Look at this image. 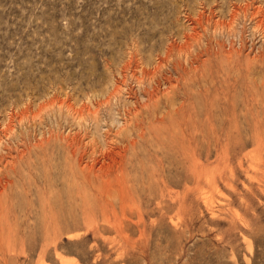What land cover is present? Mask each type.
<instances>
[{
  "label": "rangeland",
  "instance_id": "374dc122",
  "mask_svg": "<svg viewBox=\"0 0 264 264\" xmlns=\"http://www.w3.org/2000/svg\"><path fill=\"white\" fill-rule=\"evenodd\" d=\"M263 4L0 0V156H15H7L13 170L2 171L0 164V177L11 179L5 216L12 229L0 239V264H264V163L253 164L247 155L258 152L264 162V143L250 142L249 134L251 116H263L264 38L252 23L260 15H254L255 8L264 10ZM154 67L160 69L153 72ZM152 91H158L155 110L154 104L144 108ZM156 110L168 112L161 130L170 131L172 125L178 136H194L197 158L206 174H214L216 188L203 174L193 179L177 149L152 141L160 123H153L149 113ZM141 120L144 136L139 140L132 126ZM226 136L239 141L229 153L237 156L229 163L231 177L227 168L221 175L223 159L213 142ZM124 144L129 205L122 208L117 199L108 198L104 217L96 205L86 212L83 197H96L107 165L110 170ZM238 159L242 168L236 166ZM159 165L165 166L169 185L162 203L157 199L160 188L149 175Z\"/></svg>",
  "mask_w": 264,
  "mask_h": 264
},
{
  "label": "bare ground",
  "instance_id": "6f19581e",
  "mask_svg": "<svg viewBox=\"0 0 264 264\" xmlns=\"http://www.w3.org/2000/svg\"><path fill=\"white\" fill-rule=\"evenodd\" d=\"M263 2V1H262ZM258 3V2H257ZM253 4V3H252ZM255 4V3H254ZM260 5V4H259ZM264 5V4H263ZM261 6V5H260ZM258 9H259V6H258V8L256 9L255 8V10H257V11H255L256 13H254V15H258L259 13H260V15H259V17L257 18L256 17V21H252V23L254 24L255 22V24H256V27H255V24H254V26H253V30H254V28H257L258 30L260 29L261 31H262V36H263V38H264V10H261V12H260V10L258 11ZM250 11V10H249ZM254 12V11H253ZM259 12V13H258ZM214 13V12H213ZM258 13V14H257ZM252 14V13H251ZM213 15V14H212ZM237 15V14H236ZM253 16V15H252ZM251 15H250V17H252ZM212 17V16H211ZM234 17V16H233ZM249 17V16H248ZM186 18V17H185ZM200 18V17H199ZM189 19V18H188ZM191 20V19H190ZM205 20V19H204ZM207 20V19H206ZM232 20H234V19H232ZM255 20V19H254ZM251 21V20H250ZM203 22V21H202ZM195 23V22H194ZM209 23V22H208ZM221 23V22H220ZM251 23V24H252ZM198 24V23H197ZM219 24V23H218ZM231 24H233L232 22H231ZM230 25V24H229ZM185 26V25H184ZM197 26H199V24L197 25ZM212 27H214V24H213V26ZM207 28V27H206ZM206 28H204V29H206ZM229 28H231V27H229ZM203 29V30H204ZM216 30V29H215ZM252 30V31H253ZM221 31V30H220ZM257 31V30H256ZM211 32V31H210ZM215 32V31H214ZM206 33V32H205ZM212 33V32H211ZM216 33V32H215ZM253 33V32H252ZM251 33V34H252ZM257 33V32H256ZM255 34V33H254ZM261 34V33H260ZM185 35V34H184ZM200 35H202V34H200ZM199 35V36H200ZM207 35V34H206ZM213 35V34H212ZM221 35V34H220ZM256 35V34H255ZM215 36V35H214ZM252 36H253V34H252ZM258 36H260L259 34H258ZM151 38V37H150ZM187 38V37H186ZM216 38H217V36H216ZM215 38V39H216ZM263 38H261V39H263ZM214 39V38H213ZM219 39H220V37H219ZM259 39H260V37H259ZM199 40V39H198ZM240 40H241V38H240ZM196 41V40H195ZM255 41V40H254ZM190 42H191V40H190ZM193 42V41H192ZM199 42V41H198ZM185 43V42H184ZM189 43V42H188ZM195 43V42H194ZM137 44V43H136ZM172 44H174L173 42H172ZM192 44V43H191ZM206 44V43H205ZM245 44V43H244ZM259 44V43H258ZM135 45V44H134ZM195 45V44H194ZM197 45V44H196ZM260 45V44H259ZM189 46H191V45H189ZM202 46V45H201ZM254 46V45H253ZM232 47H233V45H232ZM180 48V47H179ZM217 48V47H216ZM230 48V47H229ZM257 48V47H256ZM135 49V48H134ZM144 49V48H143ZM155 49V48H154ZM170 49V48H169ZM192 49V48H191ZM190 49V50H191ZM194 49V48H193ZM196 49V48H195ZM204 49H205V47H204ZM203 49V50H204ZM221 49V48H220ZM258 49V48H257ZM157 50V49H156ZM178 50V49H177ZM180 50V49H179ZM240 50V49H239ZM170 51V50H169ZM183 51V50H182ZM208 51V50H207ZM231 51V50H230ZM236 51V50H235ZM259 51V50H258ZM261 51V50H260ZM262 51L264 52V47H263V49H262ZM137 52V51H136ZM159 52V51H158ZM195 52V51H194ZM203 52V51H202ZM226 52V51H225ZM262 52V53H263ZM176 53H177V51H176ZM189 53V52H188ZM196 53V52H195ZM246 53V52H245ZM258 53V52H257ZM160 54V53H159ZM219 54V53H218ZM128 55V54H127ZM167 55V54H166ZM179 55V54H178ZM187 55H189V54H187ZM234 55V54H233ZM263 55H264V53H263ZM193 56V55H192ZM197 56V55H196ZM213 56V55H212ZM227 56V55H226ZM258 56V55H257ZM130 57V56H129ZM183 57V56H182ZM190 57H191V55H190ZM201 57V56H200ZM235 57V56H234ZM248 57V56H247ZM250 57V56H249ZM248 57V58H249ZM154 58V57H153ZM162 58V57H161ZM177 58V57H176ZM194 58H195V56H194ZM245 58H246V56H245ZM255 58V57H254ZM257 59H258V57H256ZM255 58V59H256ZM261 59L263 58V57H260ZM138 59V58H137ZM200 59V58H199ZM250 59V58H249ZM264 59V58H263ZM159 60H160V58H159ZM184 60V59H183ZM192 60V59H191ZM226 60H228V57H226ZM134 61V60H133ZM165 61V60H164ZM168 61V60H167ZM141 62H142V59H141ZM162 62V61H161ZM223 62H224V60H223ZM262 62H263V60H262ZM128 63V62H127ZM184 63V62H183ZM186 63V62H185ZM193 63V62H192ZM225 63V62H224ZM164 65V64H163ZM171 65V64H170ZM196 65H198V64H196ZM219 65V64H218ZM232 65V64H231ZM252 65V64H251ZM255 65H257V64H255ZM124 66V65H123ZM135 66V65H134ZM137 66V65H136ZM159 66H160V64H159ZM162 67V66H161ZM221 67V66H220ZM253 67V66H252ZM251 67V68H252ZM262 67V66H261ZM137 68V67H136ZM146 68V67H145ZM158 68V67H157ZM157 68H153L154 69V71L153 72H156L155 71V69H157ZM254 68V67H253ZM263 68V67H262ZM158 69H160V68H158ZM162 69V68H161ZM166 69V68H165ZM194 69V68H193ZM188 70H189V68H188ZM192 70V69H191ZM227 70V69H226ZM245 70V69H244ZM254 70V69H253ZM139 71H141V70H139ZM168 71V70H167ZM250 71V70H249ZM248 71V72H249ZM263 71H264V69H263ZM125 72V71H124ZM236 72V71H235ZM258 72V71H257ZM262 72V70L260 71V73ZM126 73V72H125ZM135 73V72H134ZM137 73V72H136ZM140 73V72H139ZM143 73H144V71H143ZM164 73V72H163ZM190 73V72H189ZM222 73H224V72H222ZM251 73V72H250ZM256 73V72H255ZM254 73V74H255ZM131 74V73H130ZM142 74V73H141ZM152 74H154V73H152ZM230 74V73H229ZM239 74V73H238ZM262 74H264V72L262 73ZM123 75V74H122ZM133 75V74H132ZM146 75H151V74H146ZM157 75H158V73H157ZM246 75V74H245ZM253 75V74H252ZM258 75H259V73H258ZM261 75V74H260ZM143 76H145V75H143ZM154 76V75H153ZM153 76H151V77H153ZM160 76V75H159ZM180 76V75H179ZM199 76V75H198ZM205 75H203V77H204ZM249 76V75H248ZM257 76V75H256ZM255 76V77H256ZM130 77V76H129ZM146 77H148V76H146ZM145 77V78H146ZM155 77V76H154ZM187 77V76H186ZM207 77V76H206ZM255 77L253 76L252 78H254L255 79ZM259 78V80H260V76H258ZM262 77V76H261ZM164 78V77H163ZM162 78V79H163ZM167 78V77H166ZM166 78H164V79H166ZM257 78V77H256ZM126 79V78H125ZM124 79V80H125ZM156 79H157V77H156ZM213 79V78H212ZM132 80V79H131ZM151 80V79H150ZM228 80V79H227ZM259 80H257V83H258V81ZM115 81V80H114ZM127 81V80H126ZM137 81V80H136ZM142 81V80H141ZM168 81V83L167 84H169L170 82H169V80H167ZM185 81H186V79H185ZM192 81H194V80H192ZM213 81V80H212ZM212 81H211V83H212ZM251 81V80H250ZM261 81V80H260ZM138 82V81H137ZM145 82V81H144ZM166 82V81H165ZM254 82H256V80L254 81ZM264 82V81H263ZM133 83V82H132ZM139 83V82H138ZM137 83V84H138ZM151 83V82H150ZM157 83H160V82H158L157 81ZM162 84H163V81L161 82ZM176 83V82H175ZM251 83V82H250ZM125 84H126V82H125ZM134 84V83H133ZM161 84V85H162ZM177 84V83H176ZM185 84V83H184ZM225 84V83H224ZM148 85V84H147ZM155 85H157V84H155ZM192 85V84H191ZM169 86V85H168ZM172 86V85H171ZM173 86H175V85H173ZM202 86V85H201ZM142 87V86H141ZM152 88V87H151ZM170 88H172V87H170ZM193 88H195V87H193ZM193 88H192V90H193ZM254 88V87H253ZM153 89V88H152ZM158 89V88H157ZM164 89V88H163ZM178 89V88H177ZM260 89V88H259ZM262 89V88H261ZM123 90V89H122ZM127 90H128V88H127ZM141 90V89H140ZM149 90V89H148ZM170 90H172V89H170ZM255 90V89H254ZM142 91V90H141ZM147 91V90H146ZM151 91V90H150ZM153 91H154V89H153ZM150 92V94H149V96H148V101L149 102H147V104L145 105V104H143V105H145V107L144 108H147V109H149V107L151 106L152 108H153V104L155 105L154 106V110L158 107V104H159V101L157 100V97L155 98V93L156 92H158V91H156L155 93L154 92ZM167 91V90H166ZM181 91V90H180ZM179 91V92H180ZM191 91V90H190ZM224 91V90H223ZM111 92H113V91H111ZM110 92V93H111ZM122 92V91H121ZM125 92V91H124ZM164 92V91H163ZM162 92V93H163ZM170 92H173V91H170ZM188 92V91H187ZM102 93H103V90H102ZM115 93H117V92H115ZM133 93V92H132ZM159 93H160V90H159ZM158 93V94H159ZM181 93V92H180ZM257 93H259L258 91H257ZM256 93V94H257ZM93 94V93H92ZM96 94V93H95ZM112 94V93H111ZM121 94V93H120ZM146 94H148V92H146ZM164 94V93H163ZM169 94V93H168ZM182 94V93H181ZM233 94V93H232ZM138 95V94H137ZM165 95H167V92L165 93ZM251 95V94H250ZM258 95V94H257ZM95 96V95H94ZM114 96V95H113ZM133 96V95H132ZM158 96V95H157ZM160 96H161V94H160ZM168 96V95H167ZM166 96V97H167ZM236 96V95H235ZM261 96V95H260ZM259 96V97H260ZM55 97V96H54ZM88 97V96H87ZM110 97V96H109ZM120 97V96H119ZM119 97H118V99H119ZM135 97V96H134ZM146 97V100H147V95L145 96ZM159 97V96H158ZM172 97V96H171ZM108 98V97H107ZM111 99H112V97H111ZM117 99V100H118ZM166 99H168V97L166 98ZM165 99V100H166ZM170 99V98H169ZM256 99V98H255ZM263 99V98H262ZM89 100V99H88ZM103 100V99H102ZM141 100H142V98H141ZM171 100V99H170ZM175 100H176V98H175ZM206 100V99H205ZM250 100V99H249ZM66 101V100H65ZM64 101V102H65ZM122 102H123V100H121ZM133 101V100H132ZM162 101H163V99H162ZM169 101V100H168ZM256 101V100H255ZM254 101V102H255ZM115 102V101H114ZM140 102V101H139ZM252 102V101H251ZM258 102V101H257ZM171 103V102H170ZM179 103H180V101H179ZM46 104V103H45ZM52 104V103H51ZM110 104H112V102L110 103ZM138 104V103H137ZM162 104V103H161ZM160 104V105H161ZM167 104V103H166ZM255 104H256V102H255ZM254 104V105H255ZM53 105V104H52ZM102 105V104H101ZM105 105V104H104ZM132 105V104H131ZM130 105V106H131ZM169 105H171V104H169ZM175 105V104H174ZM173 105V106H174ZM180 105V104H179ZM69 106V105H68ZM100 106V105H99ZM106 106V105H105ZM136 106V105H135ZM138 106V105H137ZM218 106V105H217ZM234 106V105H233ZM256 106V105H255ZM54 107V106H53ZM53 107H51L52 109H53ZM61 107V106H60ZM111 107H113V106H111ZM123 107V106H122ZM129 107V106H128ZM159 107H161V106H159ZM171 108H172V106H170ZM262 107H263V111H262V117H258L259 115H257L256 113L255 114H253L252 116H251V122H250V124H251V127H250V137H251V140H250V142H254L255 144H258V145H262L263 143H264V101H262ZM26 108V107H25ZM56 108V107H55ZM62 108H63V104H62ZM74 108V107H73ZM117 108V107H116ZM163 108H165V107H163ZM252 108V107H251ZM47 109V108H46ZM46 109H44V110H46ZM59 109V108H58ZM69 109V108H68ZM76 109V108H75ZM81 109V108H80ZM142 109H143V107H142ZM160 109V108H159ZM162 109V108H161ZM160 109V110H161ZM166 109V108H165ZM216 109V108H215ZM232 109V108H231ZM15 110V109H14ZM57 110V109H56ZM85 110V109H84ZM139 110V109H138ZM158 110V109H157ZM156 110V112L158 113V112H160V111H157ZM168 109H166V111H167ZM175 110V109H174ZM251 110V109H250ZM19 111V110H18ZM40 111V110H39ZM39 111H37V112H39ZM74 111V110H73ZM88 111V110H87ZM104 111H105V109H104ZM111 111H112V109H111ZM137 111V110H136ZM258 111V110H257ZM51 112V111H50ZM60 111H58V113H59ZM83 112V111H82ZM115 112V111H114ZM120 112V111H119ZM129 111H126V113L127 114H130V113H128ZM135 112V111H134ZM146 112V111H145ZM145 112H143V114H145ZM216 112V111H215ZM27 113H28V111H27ZM99 113V112H98ZM102 113V112H101ZM111 113H113V112H111ZM136 113V112H135ZM134 113V114H135ZM155 113L154 111L153 112H150L149 114H151V115H153V123L154 122H156V123H160V125L159 126H156L154 129L156 130V132H153V142H155L156 141V143L157 144H159V146H162V144L164 145V144H167V145H171L172 147H174V149H177V151L180 153V155H181V157H180V160L182 161V163L184 164V168H186V170L188 171V173L191 175V177L193 178V179H195V180H198L199 178H200V176L203 174V175H205L206 177H205V179H206V181L209 183V185L211 184L212 185V187L213 188H216V181H215V176H214V174L213 173H211V172H209L208 174H206L207 172H204V168H203V166H202V164L200 163V161H199V157L197 156L198 154L196 153V148H197V141H196V139L194 138V136L193 135H181V136H178L177 135V131H176V129H174L175 127H172V125H171V128H168L170 131L172 130V132H170V131H167V130H165V131H163V130H161L160 128H161V123H164L163 121H162V119H163V115H166V117L168 118V112H160V113ZM246 113H247V111H246ZM21 114V113H20ZM41 114H43L42 113V111H41ZM47 114H48V112H47ZM51 114V113H50ZM87 114H88V112H87ZM95 114H97L96 112H95ZM131 114H132V112H131ZM142 114V115H143ZM259 114V113H258ZM15 115V114H14ZM45 116H46V114H44ZM53 115V114H52ZM62 115V114H61ZM80 115V114H79ZM83 115H84V113H83ZM92 115H93V113H92ZM112 115H114V114H112ZM123 115V114H122ZM136 115V114H135ZM21 116V115H20ZM69 117L68 118H70V115H68ZM85 116H86V114H85ZM97 116V115H96ZM110 116V115H109ZM115 116V115H114ZM221 116V115H220ZM43 117V116H42ZM48 117V116H47ZM46 117V118H47ZM72 117V116H71ZM83 117V116H82ZM126 117V116H125ZM140 117V116H139ZM138 117V118H139ZM144 117H145V115H144ZM32 118V117H31ZM37 118H38V116H37ZM77 118V117H76ZM128 118V117H127ZM141 118V117H140ZM249 118H250V116H249ZM28 119V118H27ZM41 119V118H40ZM67 119V118H66ZM86 119V118H85ZM90 119V118H89ZM109 119V118H108ZM115 119V118H114ZM117 119V118H116ZM145 119V118H144ZM43 120V119H42ZM57 120V119H56ZM98 120V119H97ZM111 120H112V118H111ZM131 119H129V121H130ZM135 120V119H134ZM242 120V119H241ZM5 121V120H4ZM72 121V120H71ZM77 121V120H76ZM91 121H93V120H91ZM132 121V120H131ZM19 122V121H18ZM32 122V121H31ZM38 122H39V120H38ZM49 122V121H48ZM75 122V121H74ZM88 122V121H87ZM41 123V122H40ZM91 123V122H90ZM126 123V122H125ZM135 123V122H134ZM152 123V124H153ZM236 123V122H235ZM234 123V124H235ZM95 124V123H94ZM116 124V123H115ZM128 124V123H127ZM2 125V124H1ZM23 125V124H22ZM73 125V124H72ZM80 125V124H79ZM110 125V124H109ZM122 125V124H121ZM82 126H83V124H82ZM85 126V125H84ZM99 126V125H98ZM98 126H97V128H98ZM116 127H117V125H115ZM119 126H120V123H119ZM123 126L124 127H126L125 125H124V123H123ZM238 126V125H237ZM244 126V125H243ZM14 127V126H13ZM18 127H20V126H18ZM23 127V126H22ZM164 127H165V125H164ZM85 128H87V127H85ZM94 128V127H93ZM117 128H119V127H117ZM126 128H128V127H126ZM125 128V129H126ZM131 128V127H130ZM132 128L134 129H136V131H138V133L137 134H140L139 136V140H141V138H143V136L144 135H142L144 132V130H142L143 129V127H142V120L141 121H138L137 123H135V125L134 126H132ZM131 128V129H132ZM103 129H104V127H103ZM165 129V128H164ZM6 130V129H5ZM5 130H4V132H5ZM32 130V129H31ZM119 130V129H118ZM127 130V129H126ZM238 130H239V128H238ZM246 130V129H245ZM99 131V130H98ZM135 131V132H136ZM12 132H13V130H12ZM11 132V133H12ZM121 132V133H120ZM122 132H124V130L122 129V131H121V129H120V131H119V133H120V135L122 134ZM130 131H129V128H128V133H129ZM179 132H180V130H179ZM197 132H198V130H197ZM196 132V133H197ZM225 132V131H224ZM249 132V131H248ZM247 132V133H248ZM56 133V132H55ZM100 133V132H99ZM107 133V132H106ZM109 133V132H108ZM107 133V134H108ZM65 134V133H64ZM98 134V133H97ZM114 133H112V135H113ZM237 134H238V132H237ZM10 135H12V134H10ZM14 135H15V133H14ZM91 135V134H90ZM99 135V134H98ZM111 135V134H110ZM235 135V134H234ZM9 136V135H8ZM7 136V137H8ZM48 136V135H47ZM50 136V135H49ZM48 136V137H49ZM57 136H59L58 134H57ZM92 136V135H91ZM123 136V135H122ZM172 136H174V137H172ZM196 136V135H195ZM197 136H198V134H197ZM206 136V135H205ZM13 137V136H12ZM11 137V138H12ZM52 137V136H51ZM50 137V138H51ZM66 137V136H65ZM102 137V136H101ZM115 137V135L113 136V138ZM128 137V136H127ZM126 137V138H127ZM131 137V136H130ZM200 137H202V136H200ZM249 137V136H248ZM14 138V137H13ZM19 138V137H18ZM57 138V137H56ZM99 138V137H98ZM241 138V137H240ZM1 139V138H0ZM10 139V138H9ZM15 139H17V138H15ZM15 139H14V141H15ZM92 139V138H91ZM111 139H112V137H111ZM115 139V138H114ZM114 139H113V143H114ZM135 139V138H134ZM134 139H132V141L130 140L129 141V145L132 147V146H134L135 145V143L133 142V140ZM151 139V138H150ZM202 138H200V140H201ZM11 140V139H10ZM61 140H62V138H61ZM67 140V139H66ZM66 140H64V141H66ZM146 140V139H145ZM165 140H169L170 142H165ZM13 141V140H12ZM20 141V140H19ZM71 141L72 140H70V142L69 143H71ZM74 141H75V139H74ZM86 141V140H85ZM111 141V140H110ZM211 141V140H210ZM43 142H45V141H43ZM96 142H97V140H96ZM112 142V141H111ZM116 142V141H115ZM118 142V141H117ZM125 142V141H124ZM153 142H152V144H153ZM214 144H217V149H218V152H220V157H221V159H223V165H222V171H221V175H223V173H225V170H226V168H227V170H228V172H227V174H229V176L231 177V175L233 174V168L231 169V166H229V163L231 162L232 163V161H234V160H232V159H236L237 158V156L235 155V154H233V151H232V153H231V156H232V158L231 157H229V153H230V151H231V148H233V149H235V145L237 144V142L239 143V141L237 140V139H230V137L229 136H226L225 137V139L223 140V141H221V140H219L218 141V143H217V139H214ZM54 143H55V141H54ZM66 143V142H65ZM87 143V142H86ZM91 143H92V141H91ZM123 143V142H122ZM122 143H121V146H122ZM146 143V142H145ZM2 144V143H1ZM38 144V143H37ZM39 144H40V142H39ZM44 144V143H43ZM60 144V143H59ZM90 144V143H89ZM94 144V143H93ZM109 144H111V143H109ZM161 144V145H160ZM209 144H211V143H209ZM11 145H12V143H11ZM25 145V144H24ZM29 145V144H28ZM42 145V144H41ZM40 145V146H41ZM65 145V144H64ZM84 145V144H83ZM92 145V144H91ZM124 145H126V144H124ZM251 145V144H250ZM249 145V146H250ZM8 146V145H7ZM38 146V145H37ZM73 146V145H72ZM95 146V145H94ZM114 146V145H113ZM148 146V145H147ZM159 146H156V148L158 147L159 148ZM212 145H210V147H211ZM4 147V146H3ZM6 147V146H5ZM70 147V146H69ZM81 147V146H80ZM85 147V146H84ZM88 147H89V145H88ZM111 147V146H110ZM149 147V146H148ZM8 148H9V146H8ZM7 148V149H8ZM28 148V147H27ZM73 148V147H72ZM96 148V147H95ZM118 148V147H117ZM5 149V148H4ZM6 149V150H7ZM24 149V148H23ZM46 149H47V147H46ZM62 149V148H61ZM250 149H251V147H250ZM253 149V148H252ZM10 150V149H9ZM73 150V149H72ZM85 150V149H84ZM92 150V149H91ZM94 150V149H93ZM114 150V149H113ZM116 150V149H115ZM114 150V151H115ZM24 151V150H23ZM112 151V150H111ZM114 151H112V153L110 154V155H112L113 154V152ZM126 151H128V147H127V145L124 147L123 146V149H121V148H119L118 150H117V157H118V159L116 158V159H112V162H114L113 164H112V168H117V169H119V171H117V172H115V173H113V174H111L112 173V171H111V169L109 170L108 168H109V166H110V164H109V166L107 165V170H105V178H104V181L102 182V183H100L99 184V187H98V189L96 190V192H97V195H96V197H93V198H88V197H83L84 198V205H85V210H86V212H88V211H90L91 209L90 208H93L94 207V205H96V206H98V208H99V210H100V212H101V214L103 215V217H104V215H105V210H106V201H107V199L108 198H114V199H117L119 202H118V204L120 203V205H121V207L122 208H124L126 205H129V202H130V196H129V190H130V187L128 186V183H127V179H126V175H125V164H124V162H123V157L125 156V153L124 152H126ZM156 151V150H155ZM171 151V150H170ZM169 151V152H170ZM9 152V151H8ZM11 152V151H10ZM16 152V151H15ZM20 152V151H19ZM34 152V151H33ZM92 152V151H91ZM146 152H148V151H146ZM214 152V151H213ZM13 153V152H12ZM73 153V152H72ZM209 153H210V151H209ZM251 153V152H250ZM247 154V155H250L249 156V158L248 159H250V161H251V163L253 162V164H256V165H260V164H263L264 162H263V160H261V154H259L258 152H252L251 154ZM262 153V152H261ZM22 154V153H21ZM21 154H20V156H21ZM85 154V153H84ZM89 154H90V152H89ZM109 154V153H108ZM114 154H115V152H114ZM130 154V153H129ZM204 154V153H203ZM9 154L7 153V155H5L4 157H1L0 156V164L2 165V171H8V170H13V167L11 166V165H9L10 164V161H7V156H8ZM16 155H17V153H16ZM87 155V154H86ZM93 155H94V153H93ZM107 155V154H106ZM144 155V154H143ZM169 155V154H168ZM9 156H11V154L9 155ZM19 156V157H20ZM114 156V155H113ZM212 156H213V154H212ZM12 157H15V156H11L10 157V159L12 158ZM17 157H18V155H17ZM68 157H69V155H68ZM107 157V156H106ZM163 157H165V156H163ZM199 159H198V158ZM202 157V156H201ZM209 157H210V154H209ZM244 157V156H243ZM105 158V157H104ZM169 158V157H168ZM212 158V157H211ZM74 159V158H73ZM103 159V158H102ZM206 159H207V157H206ZM15 160V159H14ZM214 160V159H213ZM232 160V161H231ZM73 161V160H72ZM85 161V160H84ZM91 161H93V160H91ZM109 161H110V159H109ZM166 161H167V159H166ZM245 161V160H244ZM46 162V161H45ZM111 162V161H110ZM111 162V163H112ZM247 163H248V161H246ZM12 163V162H11ZM14 163V162H13ZM93 163V162H92ZM100 163V162H99ZM103 163H104V161H103ZM135 163H136V161H135ZM166 163V162H165ZM152 164H154V162L152 161ZM163 164H164V162H163ZM168 164V163H167ZM13 165V164H12ZM99 165V164H98ZM97 165V166H98ZM165 165V164H164ZM239 166L240 168H242V162H241V160L240 159H238L237 161H236V166ZM72 166H73V164H72ZM106 166V165H105ZM169 166V165H168ZM171 166V165H170ZM91 167H93V164H92V166ZM100 167V166H99ZM165 166H163L161 169H160V165H159V167H156V168H151V172L149 173V175L150 176H152L153 178H151V179H153V181H155L156 183H157V185H158V188H160L159 190H158V192H159V195H157L158 197H157V199L158 200H161V203L163 202V197L165 196V194H167L168 193V191H169V185H168V182H167V180L165 179V177L163 176V174H164V170H163V168H164ZM208 167H210V166H208ZM248 167V166H247ZM63 168V167H62ZM102 168H104V167H102ZM172 168V167H171ZM91 169V168H90ZM101 169V168H100ZM106 169V168H105ZM152 169H153V171H152ZM175 169V168H174ZM235 170V169H234ZM88 171V170H87ZM93 171H94V168H93ZM101 171H102V169H101ZM104 171V170H103ZM78 172V171H77ZM108 172H110V174L108 175ZM216 172V171H215ZM94 174V173H93ZM98 174V173H97ZM47 175V174H46ZM104 175V174H103ZM224 176V175H223ZM82 177V176H81ZM101 177V176H100ZM226 177V176H225ZM248 177V176H247ZM173 178V177H172ZM223 178L224 177H222L221 179H219V180H222L223 181ZM249 179H250V177H248ZM87 179V178H86ZM176 179V178H175ZM249 179H248V181H249ZM11 179H9V177L7 176V175H3L2 177H0V239L2 238V237H4V236H8L9 237V235H10V233H11V231H12V229H11V227L8 225V223H7V220H6V214L8 213V197H7V195H6V193H5V191H6V188L11 184V181H10ZM103 180V179H102ZM229 180H231V179H229ZM49 181V180H48ZM183 181V180H182ZM202 181V180H201ZM256 181V180H255ZM262 181V180H261ZM264 181V180H263ZM199 182V181H198ZM258 182V180L256 181V183ZM259 183V182H258ZM64 184H65V182H64ZM76 184V183H75ZM47 185V184H46ZM82 185V184H81ZM201 185V184H200ZM259 185H260V183H259ZM65 186H66V184H65ZM183 186V185H182ZM230 188H232V184H230V185H228ZM244 186V185H243ZM52 187V186H51ZM199 187H201V186H199ZM211 187V188H212ZM254 187H256L255 186V184H254ZM257 187H259V186H257ZM195 188H196V186H195ZM194 188V189H195ZM212 188V189H213ZM252 188H253V186H252ZM251 188V189H252ZM187 189V188H186ZM197 189H199V188H197ZM260 189V188H259ZM258 189V190H259ZM85 190V189H84ZM56 191V190H55ZM189 191V190H188ZM198 191V190H197ZM200 191H201V189H200ZM199 191V192H200ZM250 191V190H249ZM264 191V190H263ZM263 191H261V192H263ZM86 193V192H85ZM200 193H202V191L200 192ZM88 194V193H87ZM184 194V196L183 197H181V200L179 201V203H180V205H182L183 204V202H184V200H183V198H185V193H183ZM204 194V193H203ZM206 194V193H205ZM182 196V195H181ZM179 197V196H178ZM138 198V197H137ZM180 198V197H179ZM200 198V197H199ZM205 198V197H204ZM203 198V199H204ZM49 199V198H48ZM81 199V198H80ZM172 199V198H171ZM174 199V198H173ZM172 199V200H173ZM203 199H202V201H203ZM54 201V200H53ZM57 201V200H56ZM171 201V200H170ZM154 202H156V201H154ZM205 202V201H204ZM158 203H160V201L158 202ZM206 203V202H205ZM204 204V203H203ZM50 206V205H49ZM117 206V205H116ZM178 206V205H177ZM82 207V206H81ZM83 208H84V206H83ZM185 207H183V209H184ZM39 209V208H38ZM115 210V209H114ZM236 210V209H235ZM137 218L140 220L141 219V216H140V213H139V210L137 209ZM176 211V210H175ZM232 211V210H231ZM40 212H41V210H40ZM107 212V211H106ZM117 212V211H116ZM134 212V211H133ZM70 213V212H69ZM120 213V212H119ZM113 214V213H112ZM59 216V215H58ZM117 216V215H116ZM120 216H122V215H120ZM125 216V215H124ZM126 217V216H125ZM197 218V217H196ZM54 219V218H53ZM81 219V218H80ZM136 219V218H135ZM197 220V219H196ZM153 221V220H152ZM176 221V220H175ZM85 222V224H86V221H84ZM116 222V221H115ZM154 222V221H153ZM164 222V221H163ZM83 223V222H82ZM84 224V223H83ZM173 224H174V221H173ZM67 225V224H66ZM117 225V224H116ZM127 225V224H126ZM130 225V224H129ZM132 225V224H131ZM155 225V224H154ZM52 226H55V225H52ZM63 226V225H62ZM91 226V225H90ZM134 226V225H133ZM52 228V227H51ZM85 228H87V227H85ZM84 228V229H85ZM159 228V227H158ZM162 228V227H161ZM68 229V228H67ZM129 229V228H128ZM133 229V228H132ZM136 229V228H135ZM154 229H156V228H154ZM86 230V229H85ZM134 230V229H133ZM136 231V230H135ZM171 231V230H170ZM85 232V231H84ZM101 232V231H100ZM155 232V231H154ZM65 233V232H64ZM115 233H116V231H115ZM121 233H123V231H121ZM125 233V232H124ZM128 233V232H127ZM131 234V233H130ZM70 235V234H69ZM80 236V235H79ZM102 235H100V237H101ZM114 236V235H113ZM144 237V236H143ZM167 238V237H166ZM134 240V239H133ZM128 241V240H127ZM25 252V251H24ZM58 256V255H57Z\"/></svg>",
  "mask_w": 264,
  "mask_h": 264
}]
</instances>
